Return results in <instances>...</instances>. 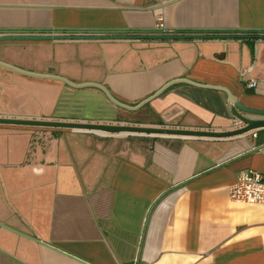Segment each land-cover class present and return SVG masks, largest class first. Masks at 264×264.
I'll return each mask as SVG.
<instances>
[{
  "label": "crops",
  "instance_id": "1",
  "mask_svg": "<svg viewBox=\"0 0 264 264\" xmlns=\"http://www.w3.org/2000/svg\"><path fill=\"white\" fill-rule=\"evenodd\" d=\"M158 17L166 34L257 35L264 0H0V31L160 32ZM0 62L86 86L0 67L5 118L242 127L220 90L264 111V39L6 41ZM172 82L136 111L95 88L135 107ZM257 131L252 140L0 126V264H264V207L228 197L241 173L263 171Z\"/></svg>",
  "mask_w": 264,
  "mask_h": 264
},
{
  "label": "water",
  "instance_id": "2",
  "mask_svg": "<svg viewBox=\"0 0 264 264\" xmlns=\"http://www.w3.org/2000/svg\"><path fill=\"white\" fill-rule=\"evenodd\" d=\"M228 40V39H264V33L257 35H225V34H207V33H184L172 32L170 34L156 32V31H139L132 32L127 30H96V29H83V30H70V29H54L49 31H21V30H6L0 31V42L6 41H45V40ZM0 67L10 70L22 76L41 79L58 81L70 86L72 88H86V86H77L68 80L58 77L29 73L13 67L9 64L0 62ZM177 84L179 82H172L164 86L157 94L147 100L141 102L135 107H127L119 104L111 98V96L100 86H95L104 92L107 99L115 106L129 111H136L144 106L146 103L158 97L165 89ZM92 86V85H87ZM228 96V105L231 116L239 121L243 126L238 129H233L227 132H210V131H193L185 129H169V128H146L128 125H98V124H84V123H70L58 122L37 119H18V118H5L0 117V126H15V127H29L38 129H64V130H85V131H99L108 134L117 133H138V134H157L166 136L177 137H195V138H229L244 135L257 129H264V120L251 119L252 116L264 117V111L254 110L245 107L236 98L232 97L225 90H220Z\"/></svg>",
  "mask_w": 264,
  "mask_h": 264
},
{
  "label": "built area",
  "instance_id": "3",
  "mask_svg": "<svg viewBox=\"0 0 264 264\" xmlns=\"http://www.w3.org/2000/svg\"><path fill=\"white\" fill-rule=\"evenodd\" d=\"M158 31L167 33L161 24V19H157ZM256 87L255 82H251L247 85L248 89ZM240 122L237 120L233 121V126H239ZM261 130V129H258ZM250 137L252 140L257 139L258 131L254 130L251 132ZM262 139L264 143V129H262ZM256 147L252 145V149ZM228 197L231 201L240 202L245 204H260L264 207V167L262 172H246L241 173L234 183L228 188Z\"/></svg>",
  "mask_w": 264,
  "mask_h": 264
},
{
  "label": "trees",
  "instance_id": "4",
  "mask_svg": "<svg viewBox=\"0 0 264 264\" xmlns=\"http://www.w3.org/2000/svg\"><path fill=\"white\" fill-rule=\"evenodd\" d=\"M184 33H189V32H184ZM207 34L240 35L239 32H226V33H220V32H208Z\"/></svg>",
  "mask_w": 264,
  "mask_h": 264
}]
</instances>
